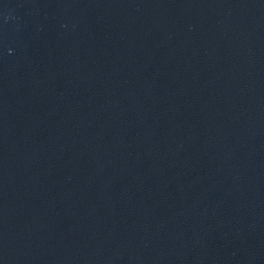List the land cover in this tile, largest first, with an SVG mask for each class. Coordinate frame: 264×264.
I'll return each mask as SVG.
<instances>
[{
    "label": "water",
    "instance_id": "1",
    "mask_svg": "<svg viewBox=\"0 0 264 264\" xmlns=\"http://www.w3.org/2000/svg\"><path fill=\"white\" fill-rule=\"evenodd\" d=\"M0 264H264V0H0Z\"/></svg>",
    "mask_w": 264,
    "mask_h": 264
}]
</instances>
